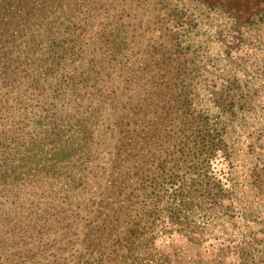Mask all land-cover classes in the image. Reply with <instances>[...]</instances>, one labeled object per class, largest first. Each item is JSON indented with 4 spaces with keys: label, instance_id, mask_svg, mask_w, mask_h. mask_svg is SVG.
<instances>
[{
    "label": "rangeland",
    "instance_id": "rangeland-1",
    "mask_svg": "<svg viewBox=\"0 0 264 264\" xmlns=\"http://www.w3.org/2000/svg\"><path fill=\"white\" fill-rule=\"evenodd\" d=\"M97 1L81 9L73 54L65 61L75 83L87 65L101 74L77 82L81 96L74 103L76 114L73 110L55 116L54 170L47 166L51 140L45 138L44 127L35 128L36 114L47 108L37 101L41 90L27 84L0 102V171L27 168L21 177L9 180L14 183L0 186V264H84L90 258L89 252L99 246L93 216L106 188L116 184L125 166L149 159L150 167L155 157L164 159L176 144L181 110L169 107L176 89L163 84L165 69L144 66L152 56L164 54L189 59L190 71L198 73L188 80L194 109L220 134L217 149L203 152L212 166L208 171L205 162L203 172L229 194L205 218L202 213L195 217V227L213 233L214 240L203 245L204 262L212 258L214 264H264V0ZM112 31L122 35V46L118 52H103L100 47ZM81 39L90 47L86 54L79 50ZM223 79H237L241 88L229 95ZM59 80L55 93L67 99L57 96V107L66 110L68 99L75 97L68 82L63 84L66 91ZM229 97H235L232 111L223 109ZM129 114L132 125L115 123ZM133 129H142L140 141L129 147L130 141L128 153L110 168L112 139ZM79 135L85 146L77 153L71 147L63 150ZM193 177L189 171L186 182ZM169 236L158 238L160 249L182 247L194 253L181 236Z\"/></svg>",
    "mask_w": 264,
    "mask_h": 264
},
{
    "label": "trees",
    "instance_id": "trees-1",
    "mask_svg": "<svg viewBox=\"0 0 264 264\" xmlns=\"http://www.w3.org/2000/svg\"><path fill=\"white\" fill-rule=\"evenodd\" d=\"M88 1L91 0H0V102L10 100L11 92L20 91L27 84L33 90H41L36 93L37 101L40 106L47 108L41 109L40 115L36 114L39 125L35 128L40 130L44 127L42 130L46 133L45 138L51 140L48 144L53 148L49 155L52 158L45 161H48L47 166L51 165L50 170L55 168V116L68 115L73 110L76 114L74 103L81 96L80 92L77 93V82L85 83L88 79H97V75L101 74L92 73L89 65L85 69L77 67L78 72L81 69L78 74L80 81L75 83L77 78L69 77L68 72H72V69L65 61L67 55L73 54L72 40L77 33L74 25L83 21L80 18L81 9L88 5ZM116 32L112 31V37L106 39V45L100 47V50H120L122 42L119 38L122 35ZM82 39L79 50L86 54V49L89 51L90 47ZM178 46L179 43H176L173 47L177 49ZM146 61L148 63L144 66H150L152 70L165 69L167 75L161 76L165 78L163 84L176 89V93L169 98L170 109L181 110L178 113L181 126L175 139L176 144L164 159L155 157L150 167L149 159L138 163L136 167L125 166L126 170L117 174L116 184L106 188L96 204L98 209L93 216L98 222L95 233H98L99 246L89 252L90 258L87 257L84 264H214L212 258L204 262L206 259L202 254L203 245L214 240L213 233L195 227L194 221L198 213L204 214L205 218L209 212H213V207L224 202L222 200L229 194L227 188L215 183L203 172L205 162L208 171L212 168L207 163L210 159L204 158L203 152L207 154V150L214 152L217 149V136L220 134L203 114L194 109L190 89L192 83L188 80H194L198 73L192 74L188 58H172L164 54L152 56ZM81 66L85 64L81 63ZM60 77V88L69 91L63 85L68 82L72 89L71 95L75 97L73 100L68 99L69 107L66 110L57 107V96L62 101L67 99H61V95L55 93V79ZM222 84L226 90H230L227 91L229 95L241 88L237 79H223ZM46 91L49 95H45ZM228 100L223 109L232 111L236 107L235 97H229ZM34 114L35 111L32 112ZM125 116L115 123L132 125V115ZM141 133L142 129H133L125 136H119L118 133L115 135L112 139L115 149L110 150V168L128 153L130 141L133 144L129 147L134 146L137 140L140 141L138 135ZM4 139L8 141V135ZM85 145L83 135H79L62 148L71 147L77 153ZM121 160L126 162V156ZM26 169L22 167L0 171V186L14 183L13 180L21 177ZM189 171L196 177L187 183L185 177ZM123 193L126 198H121ZM105 210L106 213L101 216ZM173 234L186 240L194 253H186L182 247L169 248L168 251L158 247L160 236L170 235L171 238ZM152 248L153 252L150 251Z\"/></svg>",
    "mask_w": 264,
    "mask_h": 264
}]
</instances>
